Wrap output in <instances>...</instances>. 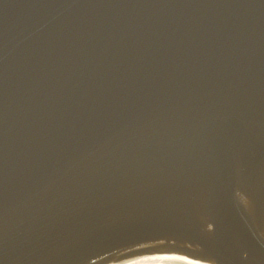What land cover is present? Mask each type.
<instances>
[{"label": "water", "instance_id": "95a60500", "mask_svg": "<svg viewBox=\"0 0 264 264\" xmlns=\"http://www.w3.org/2000/svg\"><path fill=\"white\" fill-rule=\"evenodd\" d=\"M159 255L264 264V0H0V264Z\"/></svg>", "mask_w": 264, "mask_h": 264}, {"label": "bare ground", "instance_id": "6f19581e", "mask_svg": "<svg viewBox=\"0 0 264 264\" xmlns=\"http://www.w3.org/2000/svg\"><path fill=\"white\" fill-rule=\"evenodd\" d=\"M127 264H194V262L174 256H170V257L160 256V257L144 258L143 260H137Z\"/></svg>", "mask_w": 264, "mask_h": 264}]
</instances>
